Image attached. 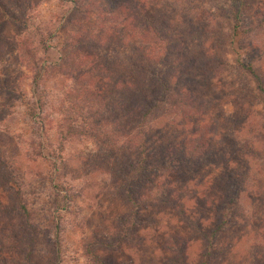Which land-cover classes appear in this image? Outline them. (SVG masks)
I'll return each instance as SVG.
<instances>
[{"label":"trees","instance_id":"trees-1","mask_svg":"<svg viewBox=\"0 0 264 264\" xmlns=\"http://www.w3.org/2000/svg\"><path fill=\"white\" fill-rule=\"evenodd\" d=\"M34 1L0 0V61L15 52L33 74L35 93L49 68L58 71L66 85L60 136L92 142V166L106 171L126 205L109 233L86 243L89 263L127 264L106 253L145 248L152 238L159 242L151 241L157 250L150 258L138 250L143 264L157 252V264H264V239L259 242L255 230L264 224V124L256 129L251 113L256 104L247 101L264 107V0H228L227 7L233 26L228 34L241 36L240 49L247 55V65L241 63L245 77L231 91L248 94L233 100L241 110L236 122L247 124L252 136L241 141L244 158L252 159L247 166H233V152L224 148L229 137L219 126L222 115L207 118L210 102L200 75L219 78L227 65L218 52L225 41H217L209 26L198 19L188 30V20L177 23L169 11L156 9L154 0H66L72 10L63 26L61 56L47 66L33 40L24 37L13 45L6 33ZM190 8L201 10L199 3ZM41 43L46 53V41ZM202 56L213 62L211 70L204 69ZM14 89L0 74V97ZM37 99L43 107L42 97ZM31 144L34 160L43 152L34 139ZM2 148L0 264H34L41 227L24 180ZM203 169L218 173L209 184L199 177ZM51 180L65 200L69 188ZM252 219L258 226L249 231ZM249 240L250 247L243 248Z\"/></svg>","mask_w":264,"mask_h":264},{"label":"rangeland","instance_id":"rangeland-1","mask_svg":"<svg viewBox=\"0 0 264 264\" xmlns=\"http://www.w3.org/2000/svg\"><path fill=\"white\" fill-rule=\"evenodd\" d=\"M194 2L199 3L201 9L199 12L196 9H186L189 6H196ZM33 3L17 24H10L7 27L6 33L13 45L27 37L33 40L41 62L53 66L61 56V48L66 37L63 26L70 15L72 4L66 0H35ZM153 4L156 9L169 11V14L176 17L177 23L182 24L188 20L189 25L186 24L188 30L192 25H199V19L201 24L209 26L207 29L215 33L214 38L217 41L223 43L225 41L220 51L218 50L219 56L227 64L221 77L210 76L211 79H205L200 75V84L210 102L207 106L209 113L207 118L219 119L222 115L219 126L229 137L224 148L233 152V166L237 163L247 166L252 159L244 158L241 141H249L252 136L249 135L251 133L247 124L239 127L236 122L241 116V110L236 107L238 101L233 100L238 94L244 96L248 94L247 91L241 93L239 89L238 93L234 95L231 93L235 87H240L245 77L244 72L241 74V63L247 65V55L240 49L241 36L228 34L229 28L233 27L227 12L228 0H154ZM187 38L190 39V35H187ZM43 40L46 41V53H43L44 49L41 48ZM208 46L205 48L208 49ZM190 48L192 49V46ZM17 57L13 52L9 57H2L0 61L1 77L8 86L15 88L14 91L0 97V146L4 148H2L4 155L19 170L24 180V194L41 227L34 264H90L85 254L86 243L109 233L116 215L125 212L126 205L114 191L115 188L106 171L104 169L97 171L92 166L95 154L92 142L86 138L65 140L60 136L59 106L64 99L66 85L62 77H59L58 71L49 68L50 71L39 80L35 93L33 74ZM207 60L203 58L200 62L206 63L204 69L211 70L213 62ZM41 97L45 102L43 107H40L41 104L37 101V98ZM247 101L256 104L251 113L258 129L264 124V107L252 99L247 98ZM167 122L168 120L164 123ZM33 139L37 142L39 151L43 152L34 160L29 157V153L31 156L35 147L31 144ZM219 141L222 144L223 139L218 135L215 144L218 145ZM257 166L252 164L251 168ZM217 174L203 169L202 176L199 177H203L205 181L207 180L206 184H209L208 180L217 177ZM51 178L69 188L70 193L65 200L62 193L53 187L54 182ZM253 215L252 212L251 216ZM173 222L171 223L175 225ZM253 225L258 226V223L252 219L248 223L249 231L255 229ZM255 230H259L261 242V239H264V224ZM56 240L59 244H56ZM151 241L158 240L148 239L149 246L145 248H130L106 254L114 260L126 261L127 264H134L131 261L143 264L141 257L140 259L138 257V250L143 249L142 254L150 258L152 252L157 250L156 242ZM251 244L252 240H249L247 245L243 244V248L248 249ZM158 256L159 252L154 258L148 259V262L157 264Z\"/></svg>","mask_w":264,"mask_h":264}]
</instances>
